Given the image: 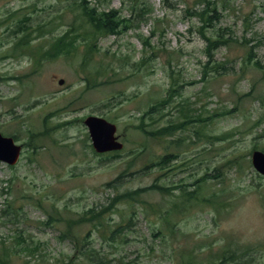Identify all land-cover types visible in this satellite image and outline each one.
<instances>
[{
	"label": "rangeland",
	"instance_id": "rangeland-1",
	"mask_svg": "<svg viewBox=\"0 0 264 264\" xmlns=\"http://www.w3.org/2000/svg\"><path fill=\"white\" fill-rule=\"evenodd\" d=\"M207 1L137 0L146 20L107 36L94 0H0V132L23 147L0 162V264H264V0ZM90 115L122 151H94Z\"/></svg>",
	"mask_w": 264,
	"mask_h": 264
},
{
	"label": "trees",
	"instance_id": "trees-1",
	"mask_svg": "<svg viewBox=\"0 0 264 264\" xmlns=\"http://www.w3.org/2000/svg\"><path fill=\"white\" fill-rule=\"evenodd\" d=\"M79 1H82V0H76V3ZM94 1L96 5L93 8L85 7L83 11L85 18L88 20L89 24L94 29V31H92L93 33L103 34L107 36L108 35H120L122 31H126L130 28L138 27L142 21L146 20V17L144 18V15L139 13L136 10L135 4L137 3V0H128V2H131L133 6L132 8H129L130 10L129 18H125L124 16L117 14L116 11H113L112 9L108 11L104 10L101 7L103 3H100L99 0H94ZM199 2L207 4L208 8L211 5H214V2L209 3L207 0H199ZM79 6L81 7V4ZM151 13H152V10H150L149 8L146 16L149 17ZM128 23L130 26H128ZM219 43H220L219 40L209 39V47H208V57L209 58L212 57L211 50L216 48ZM75 49H76L75 42L69 38L68 34H66L60 37L56 41L55 46H54V51H53L54 54L51 53V55L54 56L59 53L70 54ZM209 63H211L210 60H208V62L204 65L203 80H206V77L212 71H215L217 73L219 72L218 66L216 65H214L213 68L209 70V67H208ZM173 86L176 87V83L174 79H173ZM182 125H184V123L181 124L180 126ZM167 129L158 130L157 132L154 133V136H160L164 131L166 133ZM148 190L169 191L168 188H165L163 186H160L154 183L153 185H150L149 187H145L144 189L129 192L127 195L124 194L121 197L124 199L132 198L133 200H137L139 199L137 198V195H139L140 193H143L144 191H148ZM96 216H98V213H96ZM93 218H95V216ZM1 262L4 263L3 261Z\"/></svg>",
	"mask_w": 264,
	"mask_h": 264
},
{
	"label": "water",
	"instance_id": "water-1",
	"mask_svg": "<svg viewBox=\"0 0 264 264\" xmlns=\"http://www.w3.org/2000/svg\"><path fill=\"white\" fill-rule=\"evenodd\" d=\"M63 80L60 84H63ZM92 139L93 147L98 153L120 150L123 144L117 141L115 136L117 127L104 118L91 116L85 120ZM21 146L17 145L13 138L5 137L0 132V161L14 165L18 162ZM255 169L264 175V153L255 151L252 158Z\"/></svg>",
	"mask_w": 264,
	"mask_h": 264
}]
</instances>
